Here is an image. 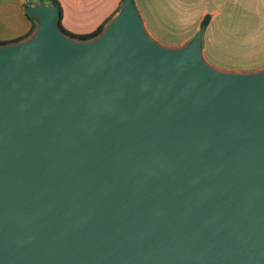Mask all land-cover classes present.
Instances as JSON below:
<instances>
[{
	"label": "water",
	"instance_id": "water-1",
	"mask_svg": "<svg viewBox=\"0 0 264 264\" xmlns=\"http://www.w3.org/2000/svg\"><path fill=\"white\" fill-rule=\"evenodd\" d=\"M0 44V264H264V68L157 43L133 0L99 35Z\"/></svg>",
	"mask_w": 264,
	"mask_h": 264
},
{
	"label": "crops",
	"instance_id": "crops-1",
	"mask_svg": "<svg viewBox=\"0 0 264 264\" xmlns=\"http://www.w3.org/2000/svg\"><path fill=\"white\" fill-rule=\"evenodd\" d=\"M141 16L144 29L156 41L180 47L190 41L200 29L205 16L210 20L202 34V55L212 65L228 59L232 51L217 40V29H251L252 41L241 51L232 52L247 62L253 72L264 68V0H133ZM38 0H0V41H16L31 28L26 7ZM62 25L71 32L85 33L113 18L123 0H59ZM105 23V25H106ZM104 25V26H105ZM157 29H183L182 35L168 42ZM22 40V39H21ZM244 62V63H245Z\"/></svg>",
	"mask_w": 264,
	"mask_h": 264
},
{
	"label": "rangeland",
	"instance_id": "rangeland-1",
	"mask_svg": "<svg viewBox=\"0 0 264 264\" xmlns=\"http://www.w3.org/2000/svg\"><path fill=\"white\" fill-rule=\"evenodd\" d=\"M35 25L37 26V20H36ZM217 30H218L217 37H216L217 40L221 44L223 43L224 47L227 46L228 48H230V51L232 52L241 51L243 47L245 48V44L247 45L248 42L252 41L251 29H217ZM156 31L158 32V34L162 35L163 39H165L168 42H171L182 35L183 29H157ZM156 42L163 46L172 47L170 45H165L159 41H156ZM232 52L230 53L232 55H229L228 59L223 58V59L218 60L219 63H217L218 65L216 66L208 63L206 60L205 61L210 66L218 70L228 71V72H248V71L235 70V69H243V70L250 69L251 66H245L246 63L257 62L259 60H262V57H263V56L256 57L253 59H249L247 62H245V60L233 57L237 55L233 54Z\"/></svg>",
	"mask_w": 264,
	"mask_h": 264
},
{
	"label": "trees",
	"instance_id": "trees-1",
	"mask_svg": "<svg viewBox=\"0 0 264 264\" xmlns=\"http://www.w3.org/2000/svg\"><path fill=\"white\" fill-rule=\"evenodd\" d=\"M44 1H45L46 3L53 4V5H55V6L57 7V10H58V16H57L56 21H57V23H58L60 29H61L65 34H67V35H69V36H71V37L78 38V39H82V40L90 39V38H93V37H96L97 35H99L100 32L102 31V29L104 28V25H105L106 21L103 22V23H101V24H99L96 28L92 29V30L89 31V32H85V33H74V32H71V31H69L68 29H66V28L62 25V22H61V20H62V7H61V5H60L59 0H44ZM26 15H27V17L32 21L31 28L27 31V33H26L25 35H23L22 37L16 39V41H17V40L24 39V38L30 36V35L33 33V31H34V29H35V27H36V25H35V23H36V19L33 18V17H31V16L27 13V7H26ZM209 20H210V17H209V16H205V17L202 19V21H201L200 29H203V30H204V29L206 28V26H207ZM4 43H6V41H0V44H4Z\"/></svg>",
	"mask_w": 264,
	"mask_h": 264
}]
</instances>
